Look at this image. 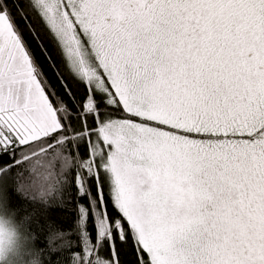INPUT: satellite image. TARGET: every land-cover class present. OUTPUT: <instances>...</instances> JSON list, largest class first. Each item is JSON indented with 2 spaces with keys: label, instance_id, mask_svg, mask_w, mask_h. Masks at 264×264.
Listing matches in <instances>:
<instances>
[{
  "label": "snow or ice",
  "instance_id": "snow-or-ice-1",
  "mask_svg": "<svg viewBox=\"0 0 264 264\" xmlns=\"http://www.w3.org/2000/svg\"><path fill=\"white\" fill-rule=\"evenodd\" d=\"M0 185L43 264H264V0H0Z\"/></svg>",
  "mask_w": 264,
  "mask_h": 264
},
{
  "label": "clouds",
  "instance_id": "clouds-1",
  "mask_svg": "<svg viewBox=\"0 0 264 264\" xmlns=\"http://www.w3.org/2000/svg\"><path fill=\"white\" fill-rule=\"evenodd\" d=\"M47 240L50 249L67 243L66 236L55 225ZM0 264H43L42 252L35 244L28 223L13 209L6 189L0 185Z\"/></svg>",
  "mask_w": 264,
  "mask_h": 264
}]
</instances>
